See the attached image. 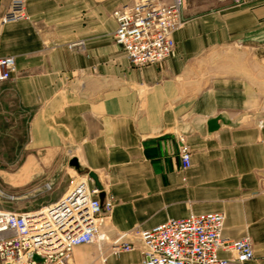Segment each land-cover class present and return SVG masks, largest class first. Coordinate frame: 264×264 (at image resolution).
<instances>
[{
  "label": "crops",
  "instance_id": "0c3cea01",
  "mask_svg": "<svg viewBox=\"0 0 264 264\" xmlns=\"http://www.w3.org/2000/svg\"><path fill=\"white\" fill-rule=\"evenodd\" d=\"M133 1L26 0V19L0 24V56L16 63L0 113L25 137L21 175L10 177L57 157L97 175L112 203L99 227L107 240L74 246L72 264H97L101 251L106 264H141L138 249L112 253L111 241L208 212L225 215V238L251 239L241 264H264V0H187L172 54L143 66L113 36V10Z\"/></svg>",
  "mask_w": 264,
  "mask_h": 264
},
{
  "label": "built area",
  "instance_id": "2783aa9c",
  "mask_svg": "<svg viewBox=\"0 0 264 264\" xmlns=\"http://www.w3.org/2000/svg\"><path fill=\"white\" fill-rule=\"evenodd\" d=\"M186 2L134 0L113 10L117 24L114 40L133 65L161 62L172 53V33L183 21ZM26 18L25 0H10L0 16V24ZM15 71L14 56H0V82L9 80ZM179 157L182 167L191 165L189 150L183 143ZM101 190L84 180L73 192V208H69L72 196L65 195L42 212L0 210V264H72L74 246L96 244L101 248V241L107 240V236L99 227L112 207L109 199L99 198ZM224 219L222 212L170 218L150 228L119 234L111 241V252L138 249L141 264H241L252 259L253 247L248 236L229 239L222 235ZM130 233L136 235L140 244L127 240ZM222 249L232 253V260L219 256ZM97 264H106L102 251Z\"/></svg>",
  "mask_w": 264,
  "mask_h": 264
},
{
  "label": "rangeland",
  "instance_id": "374dc122",
  "mask_svg": "<svg viewBox=\"0 0 264 264\" xmlns=\"http://www.w3.org/2000/svg\"><path fill=\"white\" fill-rule=\"evenodd\" d=\"M0 109L5 110L6 105L1 103ZM24 140L23 123L10 121L6 112L0 113V210L20 213L43 210L58 202L82 179L89 184L90 177L78 163L77 166L71 164L66 158L61 162L58 157L45 169L31 170V176L24 177L22 174L20 179L11 178L21 175L20 169L14 168V165L22 162ZM58 193L60 196H57ZM132 233L127 240L140 244Z\"/></svg>",
  "mask_w": 264,
  "mask_h": 264
},
{
  "label": "water",
  "instance_id": "95a60500",
  "mask_svg": "<svg viewBox=\"0 0 264 264\" xmlns=\"http://www.w3.org/2000/svg\"><path fill=\"white\" fill-rule=\"evenodd\" d=\"M217 120H218V118H212L211 120L208 121L209 129L212 130V129H215L217 127V124H216ZM71 164H75L77 166L76 160L75 159L71 160ZM88 173H89V176L95 181V184L101 188V185L97 179V175L93 172H88ZM100 196H101V194H100ZM33 258L39 260L37 255H34Z\"/></svg>",
  "mask_w": 264,
  "mask_h": 264
},
{
  "label": "bare ground",
  "instance_id": "6f19581e",
  "mask_svg": "<svg viewBox=\"0 0 264 264\" xmlns=\"http://www.w3.org/2000/svg\"><path fill=\"white\" fill-rule=\"evenodd\" d=\"M26 1V0H25ZM23 20V19H22ZM175 48V47H174ZM174 50V49H173ZM173 52V51H172ZM172 54V53H171ZM170 54V55H171ZM169 55V56H170ZM168 56V57H169ZM167 57V58H168ZM164 61V60H163ZM162 62V61H161ZM85 179H82L80 182H83ZM79 184V182L71 189V190H69L65 195L67 196H72V199L70 200V203H69V208H73V206H75V203L73 204V201H74V197H73V192L75 191V189H76V187H77V185ZM98 187V186H97ZM100 188V187H99ZM69 210L70 209H68V211L67 212H69ZM43 211V210H42ZM41 210H40V212H42ZM39 212V211H38ZM73 214V213H72ZM225 220V219H224Z\"/></svg>",
  "mask_w": 264,
  "mask_h": 264
}]
</instances>
